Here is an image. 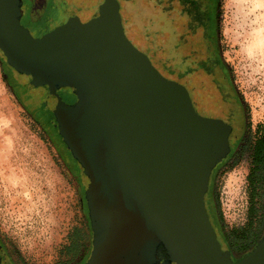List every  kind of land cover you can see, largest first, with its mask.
<instances>
[{
  "label": "water",
  "instance_id": "obj_1",
  "mask_svg": "<svg viewBox=\"0 0 264 264\" xmlns=\"http://www.w3.org/2000/svg\"><path fill=\"white\" fill-rule=\"evenodd\" d=\"M62 1L65 22L35 37L23 0H0V55L23 100L52 112L81 168L85 264H264V234L235 261L214 218L210 186L232 128L196 113L187 90L131 43L133 0ZM162 35L146 28L145 46L136 40L160 66L173 49Z\"/></svg>",
  "mask_w": 264,
  "mask_h": 264
},
{
  "label": "rangeland",
  "instance_id": "obj_2",
  "mask_svg": "<svg viewBox=\"0 0 264 264\" xmlns=\"http://www.w3.org/2000/svg\"><path fill=\"white\" fill-rule=\"evenodd\" d=\"M117 1L120 7H125L124 0ZM133 1L128 4L133 36L136 40L144 39L146 28L162 29L158 42L168 41L173 48L167 51L168 64H162L163 68L150 50L151 56L128 32L126 36L164 77L187 89L183 78L175 80V69L182 67L185 53L178 40L182 28L177 13L166 0L161 3L158 0ZM24 6L26 12L25 3ZM172 6L177 7L175 3ZM30 9L31 15L38 18L37 27L45 30L57 28L66 19L62 0H34ZM217 14L215 42L219 56L243 101L247 118L244 140L216 180L215 192L219 200L222 198L223 221L226 230H230L242 227L247 220L246 177L252 168L253 147L258 136V132L253 133L264 127V0H219ZM140 46H145L144 42ZM6 71L0 55V232L6 240L13 238L19 253L33 244L41 255L43 250H50L59 239H64L71 229L84 230L87 225L86 183L81 168L74 167L59 136L47 131L49 129L36 115V106L33 108L23 100L15 84L9 82ZM165 71L174 73L167 75ZM187 91L194 110L200 113L205 107L209 109L208 104L203 107L199 96L190 89ZM256 204L260 207L257 217L261 222V236L264 234V186Z\"/></svg>",
  "mask_w": 264,
  "mask_h": 264
},
{
  "label": "flooded vegetation",
  "instance_id": "obj_3",
  "mask_svg": "<svg viewBox=\"0 0 264 264\" xmlns=\"http://www.w3.org/2000/svg\"><path fill=\"white\" fill-rule=\"evenodd\" d=\"M23 1L26 4V12L21 20L22 25L27 27L35 37H40L49 32V30L44 28H38L36 23L38 18L31 15L30 8L34 0ZM44 1L54 2L55 0ZM218 2L219 0H172L171 4L175 3L177 7L175 8L171 5V10H174L181 20V41L185 50L182 59L184 84L187 89L199 96L203 107L208 104L207 106L210 109L205 107L200 113L195 110L196 113L208 114L221 119L233 131L228 139L232 151L213 175L210 186V201L221 236L227 244L232 257L237 261L246 253L235 251L234 246L225 240L224 228L218 220L219 208L217 203L219 198H216L215 187L219 172L234 157L239 144L244 140L247 130V118L243 101L233 86L226 66L220 59L217 41L215 42L218 31ZM8 80L12 82L9 78ZM15 86L19 91V86ZM59 96L66 104H72L76 101V97L69 92L61 91ZM66 96L70 97V99L66 98ZM36 108V110H39L38 114H40L42 123L49 129L47 131L50 134L52 132L56 137L59 136V140L62 141L60 135H58L59 133H55L56 130L58 131L57 124L46 104L36 105ZM255 133L253 134L255 135ZM244 225H246V222ZM33 247V244H31L29 248L25 247L24 251L19 253L16 251L17 247L14 245L13 238L6 240L0 232V257L2 264H85L91 250L90 223L89 221L87 222L84 230L81 228L71 229L70 232L65 234L64 239H59L50 250H43L41 255L37 254L38 251L34 250ZM35 247L37 248V244Z\"/></svg>",
  "mask_w": 264,
  "mask_h": 264
},
{
  "label": "trees",
  "instance_id": "obj_4",
  "mask_svg": "<svg viewBox=\"0 0 264 264\" xmlns=\"http://www.w3.org/2000/svg\"><path fill=\"white\" fill-rule=\"evenodd\" d=\"M162 1L164 0H158L159 3H161ZM166 1L168 2V5H170V9H171L172 0H166ZM181 39L182 37L178 39L179 43H182ZM167 64L168 62H163L164 66H166ZM163 65L162 67L165 68ZM173 71L170 73H174ZM175 72H176L175 74L177 75L175 80H181L183 78L182 67L178 66L175 69ZM165 73H167V75L168 74L170 75L169 72L165 71ZM36 111H37L36 115L38 116L39 120H41L40 114H38L39 110H36ZM257 132H258V136L255 142L254 148H253V155H252V161H251L253 167L250 169L246 177V181H247L248 189H249L246 225L239 227V228H235V229L231 228L230 230H226V227L223 221V216L221 213L220 200H218V203H217V206L219 208L218 220L221 223L222 227L225 229V230L223 229L225 240H227L229 243H231L234 246L233 248L235 251L246 253V254L250 252L253 246L262 237V235L259 236L260 229H261V222L260 220L258 221V217H257L260 211V207H258V205L256 204V201H258L261 198L262 188L264 186V127L258 128V130L256 131V134ZM67 152L74 164V167L78 169V163L71 156L69 150H67ZM216 198H219L218 195H216ZM84 201L86 205L85 193H84ZM86 218H87L86 219V224H87V222L89 221L88 212H87Z\"/></svg>",
  "mask_w": 264,
  "mask_h": 264
},
{
  "label": "built area",
  "instance_id": "obj_5",
  "mask_svg": "<svg viewBox=\"0 0 264 264\" xmlns=\"http://www.w3.org/2000/svg\"><path fill=\"white\" fill-rule=\"evenodd\" d=\"M220 203L222 204V198L220 197Z\"/></svg>",
  "mask_w": 264,
  "mask_h": 264
}]
</instances>
